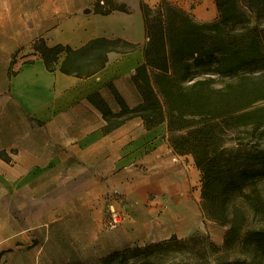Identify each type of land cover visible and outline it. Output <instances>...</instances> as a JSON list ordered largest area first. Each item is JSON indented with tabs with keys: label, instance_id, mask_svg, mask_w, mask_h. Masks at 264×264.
<instances>
[{
	"label": "crops",
	"instance_id": "1",
	"mask_svg": "<svg viewBox=\"0 0 264 264\" xmlns=\"http://www.w3.org/2000/svg\"><path fill=\"white\" fill-rule=\"evenodd\" d=\"M96 1L11 0L8 5L3 0L0 7L3 18H32L29 32L48 46L79 48L96 38L133 45L107 52L104 67L87 77L48 70L31 45H7V56L0 59V194L19 191L25 197L12 205L0 201V264H41L47 240L55 242L50 253L59 264H95L173 234L199 233L204 214L187 196L193 166L198 170L192 156L174 150L164 122L146 127L133 116L105 132L106 121L88 96L98 92L114 113L120 107L109 84L129 107L142 101L132 80L145 63L148 40L141 3L166 1L198 22L215 19L216 4L114 0L127 10L104 14L93 10ZM115 188L126 194L131 217L101 232L102 200ZM173 194L185 195L182 225L172 212ZM44 222L51 223L50 232L41 231Z\"/></svg>",
	"mask_w": 264,
	"mask_h": 264
},
{
	"label": "trees",
	"instance_id": "2",
	"mask_svg": "<svg viewBox=\"0 0 264 264\" xmlns=\"http://www.w3.org/2000/svg\"><path fill=\"white\" fill-rule=\"evenodd\" d=\"M215 4L218 20L198 24L181 9L160 2L159 10L164 9L172 19L178 18L180 27L189 33L183 39L169 34L165 38L161 26L158 31L149 29L145 20V63L136 67L132 75L142 101L129 107L112 84L108 88L120 107L117 113L110 110L98 92L90 94L88 100L105 119V132L133 116H140L146 127L164 122L174 150L190 154L200 172L204 215L228 226L224 250L228 252L237 245L240 253L264 257V191L257 185L264 181V24L245 25L228 38L222 36L227 25H244L251 17L264 18V0H215ZM148 8L141 3L143 13ZM93 10L106 14L111 10L126 11L127 7L114 0H98ZM191 30L202 33L200 45ZM111 44L127 48L118 50ZM132 47L126 41L105 38L90 40L79 48L60 43L48 46L42 38L33 45L48 70L58 68L78 77L103 68L107 52H124ZM146 65L161 71L154 79L159 96L150 84ZM199 67L215 75L192 79L193 70ZM247 210L252 214L251 222ZM254 219L258 223L253 225ZM168 239L114 252L104 257V263L161 264L156 256L150 258ZM138 255L140 259L129 262ZM215 264L229 263L218 259Z\"/></svg>",
	"mask_w": 264,
	"mask_h": 264
},
{
	"label": "rangeland",
	"instance_id": "3",
	"mask_svg": "<svg viewBox=\"0 0 264 264\" xmlns=\"http://www.w3.org/2000/svg\"><path fill=\"white\" fill-rule=\"evenodd\" d=\"M11 1V0H8ZM8 1L5 0L6 4H10ZM215 2V0H214ZM160 4V3H159ZM150 6V8L146 9L143 13L144 18L146 22L148 23L149 29L152 30H159V27L161 26L165 38L169 35H179L182 37V39L189 33L187 30H183L180 27V20L178 18L168 17V13L162 9L159 10L158 5ZM172 4V3H170ZM3 5V0H0V7ZM174 7L179 8L178 6L172 4ZM240 6L244 9V12L247 9L243 7L242 3H240ZM181 9V8H179ZM182 10V9H181ZM184 11V10H182ZM187 13L191 19L200 24V23H211L218 20V16L211 21L208 22H198L193 19V17L190 15V13L184 11ZM245 24H238V25H227L224 28V31L222 32V36L224 38H228L229 35L236 32L237 30H240L245 25H258L262 26L264 24V18H256L251 17L248 22H244ZM34 20L32 18H13V17H7L3 18L0 16V59L7 56V45H31L30 49H33L34 41L37 38H33L35 35L34 33H30L29 29L33 26ZM191 34H193L196 38V44H199V41L203 40V35L201 32L197 31L195 33L190 31ZM148 41V40H147ZM112 48L118 49V50H125L127 47L124 45H114L111 44ZM168 41H166V52H168ZM18 51H15L13 54L16 56ZM13 56V55H12ZM147 68V74L149 77L150 84L155 90V93L157 94V91L155 89L154 79L156 73H161V71L151 65H146ZM193 74L191 76L192 79L201 78V77H207V76H214L215 73L211 70H207L206 68H195L193 70ZM218 79L220 77H217ZM225 79V78H223ZM225 81V80H224ZM157 96H159L157 94ZM163 108L164 107V101L161 98ZM115 119V118H112ZM240 135H244V133H241ZM262 141V140H260ZM227 146H232V143H227ZM190 178L192 181L189 183V190H188V200H194L196 202V205L199 209H201V213L204 214L201 206L200 201V189H201V176L199 170H196L193 166V170L191 171ZM258 187L264 191V181H260L257 183ZM16 189V188H14ZM17 190V189H16ZM113 191V190H112ZM110 192L106 194L103 197L102 200V208L99 211V230L101 232L109 231L111 229L105 230L104 227L101 225V222H103L104 218L109 215L110 209L109 207H112V210L119 212L120 215L125 214V217L121 220L119 224H117L114 228L119 227L122 225L125 221H127L131 217V210H130V202L126 196V194L121 190V195H115L113 192ZM174 195L172 196L171 207L173 214L176 213V217L180 218L181 225L185 222V215H186V206L182 205L181 207L177 205L174 201ZM25 195L19 193V191L10 192L8 194H0V201H9L12 204L17 203L19 200L24 199ZM5 198V199H4ZM110 207V208H111ZM247 219L249 222H251L252 214L250 211L247 210ZM171 220V219H170ZM172 221V220H171ZM176 218H174L173 223H175ZM258 222L256 219L253 221V225L257 224ZM250 224V223H249ZM51 223L44 222L41 231L45 232L49 229L50 232V226ZM198 234L194 233L193 236L188 237H177L175 236V240H167L164 242H161L160 244H163L160 248L156 251H154L153 255L150 259H153L155 256L158 258L161 264H215L218 259L219 261H227L229 264H264V257L254 256V255H246L244 253L238 252V246L234 245L231 249H229L228 252L224 250L223 244L225 239V234L227 231L228 226L209 220L204 215L199 218L198 221ZM196 229V228H195ZM181 236V235H179ZM54 245L55 242L47 240L43 246L45 250V256L42 259L41 264H59L61 259H58L56 257L51 256V251L54 253ZM50 248V251H49ZM141 255L134 256L129 258V262H135L136 260L140 259ZM116 261H114L115 264ZM95 264H105L104 258H102L99 262Z\"/></svg>",
	"mask_w": 264,
	"mask_h": 264
},
{
	"label": "built area",
	"instance_id": "4",
	"mask_svg": "<svg viewBox=\"0 0 264 264\" xmlns=\"http://www.w3.org/2000/svg\"><path fill=\"white\" fill-rule=\"evenodd\" d=\"M112 192L115 195H121V189L119 188L113 189ZM110 207L109 215L104 218L103 222H101V225L104 227L105 230L114 228L117 224L121 222L123 217H125V214L120 215L119 212L112 210V207Z\"/></svg>",
	"mask_w": 264,
	"mask_h": 264
},
{
	"label": "bare ground",
	"instance_id": "5",
	"mask_svg": "<svg viewBox=\"0 0 264 264\" xmlns=\"http://www.w3.org/2000/svg\"><path fill=\"white\" fill-rule=\"evenodd\" d=\"M174 201L177 205H179L180 207L182 205L186 206V199H185V195H179V194H175L174 195Z\"/></svg>",
	"mask_w": 264,
	"mask_h": 264
}]
</instances>
